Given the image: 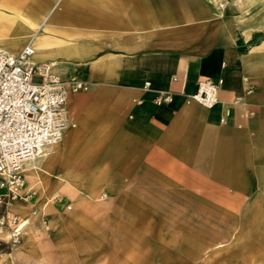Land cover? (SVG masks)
Wrapping results in <instances>:
<instances>
[{
	"label": "crops",
	"instance_id": "crops-1",
	"mask_svg": "<svg viewBox=\"0 0 264 264\" xmlns=\"http://www.w3.org/2000/svg\"><path fill=\"white\" fill-rule=\"evenodd\" d=\"M26 45L88 90L68 98L75 127L25 166L14 257L191 262L213 229H264V0H0V49ZM205 81L210 109L188 100Z\"/></svg>",
	"mask_w": 264,
	"mask_h": 264
},
{
	"label": "built area",
	"instance_id": "built-area-1",
	"mask_svg": "<svg viewBox=\"0 0 264 264\" xmlns=\"http://www.w3.org/2000/svg\"><path fill=\"white\" fill-rule=\"evenodd\" d=\"M33 54L30 45L18 55L0 49V235L7 234L13 245L19 244L26 225L10 211L13 203L29 198L25 166L60 144L64 133L75 127L67 116L68 98L88 90L74 77L62 80L54 75L53 65L32 63ZM218 90L216 83L201 82L188 100L210 109ZM171 100L170 94L160 93L156 104Z\"/></svg>",
	"mask_w": 264,
	"mask_h": 264
},
{
	"label": "rangeland",
	"instance_id": "rangeland-1",
	"mask_svg": "<svg viewBox=\"0 0 264 264\" xmlns=\"http://www.w3.org/2000/svg\"><path fill=\"white\" fill-rule=\"evenodd\" d=\"M101 198L102 200L106 199L104 195H102ZM21 203L22 202L20 201L13 203V205L10 206V209H13V206L15 205H22ZM251 220H255L259 225L264 227V215H254ZM241 232L242 236L239 238L237 230L213 229L211 232L213 246L201 247V251L204 252L200 254L197 253L196 258L191 262L186 261L190 257L182 253L180 257L182 258V261L185 262H134L128 264H264V229L245 230ZM226 234L229 236H225ZM25 235L26 234H24L23 230L22 238L17 245H13L9 241L7 234L0 235V264H47L46 262L50 261L49 256L45 257V254H49V251L45 248L43 249V247L39 248V256L37 254H33L32 256L24 254V257H14L15 254L19 253L18 250L22 245ZM206 240L208 241L207 238ZM167 241L168 240L166 239L165 242ZM165 249L170 250V245L165 244ZM166 257L169 256L166 254ZM84 264L93 263L85 262Z\"/></svg>",
	"mask_w": 264,
	"mask_h": 264
}]
</instances>
